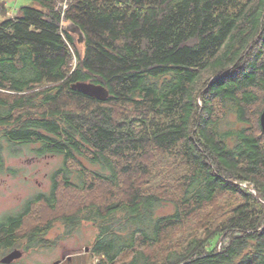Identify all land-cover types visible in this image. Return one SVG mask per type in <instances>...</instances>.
Here are the masks:
<instances>
[{
  "label": "trees",
  "instance_id": "trees-1",
  "mask_svg": "<svg viewBox=\"0 0 264 264\" xmlns=\"http://www.w3.org/2000/svg\"><path fill=\"white\" fill-rule=\"evenodd\" d=\"M6 2L0 169L25 149L64 162L0 222L1 256L87 221L97 264H264V0Z\"/></svg>",
  "mask_w": 264,
  "mask_h": 264
},
{
  "label": "rangeland",
  "instance_id": "rangeland-1",
  "mask_svg": "<svg viewBox=\"0 0 264 264\" xmlns=\"http://www.w3.org/2000/svg\"><path fill=\"white\" fill-rule=\"evenodd\" d=\"M66 2L63 3V8ZM32 4L33 0H7L8 16H15L20 7ZM75 37L78 38L76 35ZM81 46L79 45L80 50H82ZM236 120L237 118L230 112L224 120V126L234 127ZM4 157L5 168H15L16 172L12 174L6 169L2 171L0 169V222L7 217L6 215L22 211L26 203L37 194L49 193L53 184L52 175L64 162L63 156L41 157L27 149L18 156L10 157L5 153ZM82 161L88 170L96 172L100 169L87 160ZM66 206L67 204L64 203L63 207ZM98 235V228L91 222L83 221L79 226L74 227L73 231L62 222H57L46 236L51 242L49 244L51 247H33L27 251L24 246L14 248L13 250L20 249L24 252L23 257L16 262L17 264H55L60 261V264H97L99 258L91 254V247ZM6 255L0 254V260Z\"/></svg>",
  "mask_w": 264,
  "mask_h": 264
},
{
  "label": "water",
  "instance_id": "water-1",
  "mask_svg": "<svg viewBox=\"0 0 264 264\" xmlns=\"http://www.w3.org/2000/svg\"><path fill=\"white\" fill-rule=\"evenodd\" d=\"M63 28L65 30H68L70 33L78 36V44L82 45L84 42V37L83 34L81 33L79 27H76L72 24H67L64 25ZM72 88L74 90L79 91L80 93L89 96L91 98H94L96 100L99 101H106L109 96L110 93L107 90L106 87H104L103 85L100 84H94L91 82H78L72 85ZM260 122H261V127L262 130L264 132V111L261 115L260 118ZM24 255V252L20 249H15L12 252H10L9 254H7L4 258H2L0 260L1 264H13L14 262H16L17 260H20ZM61 262L58 261L55 264H60Z\"/></svg>",
  "mask_w": 264,
  "mask_h": 264
},
{
  "label": "built area",
  "instance_id": "built-area-1",
  "mask_svg": "<svg viewBox=\"0 0 264 264\" xmlns=\"http://www.w3.org/2000/svg\"><path fill=\"white\" fill-rule=\"evenodd\" d=\"M66 7V6H65Z\"/></svg>",
  "mask_w": 264,
  "mask_h": 264
}]
</instances>
